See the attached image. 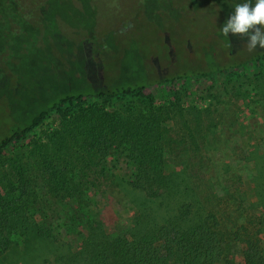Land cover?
<instances>
[{"label":"trees","instance_id":"16d2710c","mask_svg":"<svg viewBox=\"0 0 264 264\" xmlns=\"http://www.w3.org/2000/svg\"><path fill=\"white\" fill-rule=\"evenodd\" d=\"M15 1L14 8L20 11L21 20L29 21L33 10L29 8L27 13L23 1ZM151 1L159 5L161 17L164 13L172 19V6L182 10L190 8L189 0ZM6 3L11 4L9 0ZM38 19L43 21L40 15ZM117 33L122 36L126 32L120 27ZM90 41L93 43L90 53L67 60L62 71L63 82L42 85L37 83L39 80L31 79L35 89L27 93L29 101L24 98L20 101L7 86L11 112L0 122V154L14 142L27 138L53 110L59 113L61 127L38 145L41 177L48 198L34 194L35 187L27 175L25 162L11 164L7 193L0 199V250H9L14 237L24 235L28 221H37L36 232L42 237L59 241L70 238L68 226L79 217L82 229L77 231L81 240L69 239L77 243L70 244L69 254L73 256L64 259L67 264L76 261L81 264H236L239 247L244 264H264V211L257 212L262 207L249 201L248 191L243 189L244 175L234 171L233 184L229 186L224 183L225 171L217 173L216 168L205 163L209 160L205 156L209 150L218 148L220 152L222 146L211 147L213 134L219 132L222 123L213 116L211 102L216 95L208 93L200 98L209 102L207 107L191 104L184 108L181 98L167 103L171 106L154 107V100L143 94L149 86L164 82L236 74L237 84L244 81L235 85L236 96L255 113L249 131L254 136L255 131L264 132L261 123L264 121V70L253 76L246 74L244 68L251 62L264 61V48L257 46L249 52L247 37L231 34L225 37L217 31L206 43H198L199 53H191L187 46L186 54L167 53L161 58V64L165 63L159 68L140 50L138 57H131V69L125 71L121 68V58L100 55L102 44L97 35L91 36ZM108 60L115 71L103 65ZM69 63L76 66L69 68ZM2 65L0 58V79L17 76V87L26 92V83L18 77L20 74ZM246 83L250 88H244ZM126 97L132 100L124 109L106 106ZM87 99L99 100V103L87 105ZM205 114H209L206 121ZM261 116L263 121L259 120ZM169 119L175 120L173 127L167 125ZM232 124L229 122L228 141L233 138ZM165 153L176 160L193 163L181 170L193 181L192 199L182 203L176 216L163 223L155 221L151 228L130 236H108L105 228L112 217L108 220L103 214L115 200L112 186L117 185L115 180L121 176L107 168L106 158L114 157L116 165L126 162L133 170L122 166L121 170L130 176L131 186L154 199L164 198L171 189L172 176L163 169ZM219 157L222 155L214 154V160ZM216 177L222 181H215ZM252 191L259 195L254 187ZM65 202H68L66 209ZM53 205L55 212L50 211ZM26 208L35 211L40 208L41 216L26 213Z\"/></svg>","mask_w":264,"mask_h":264},{"label":"rangeland","instance_id":"374dc122","mask_svg":"<svg viewBox=\"0 0 264 264\" xmlns=\"http://www.w3.org/2000/svg\"><path fill=\"white\" fill-rule=\"evenodd\" d=\"M21 1L25 5L27 13L29 10H33V14L29 17L33 22L31 19L29 21L21 20L22 15L19 10L9 8L0 0V58L3 63L2 68L20 74L18 77L26 83L24 87L27 86L29 93L30 90L35 89L30 82L31 79L39 80L37 74L41 77L45 74L50 75L51 78H44L43 83L45 84L54 81L63 82L65 77L62 71L67 60L70 57L81 58L90 53L93 44L90 37L93 35H97L99 43L102 44L100 55L105 58H121V68L125 71L131 69L133 63L131 57L133 55L138 57L137 52L140 50L153 64L156 63L158 68L165 63L161 64L163 56L167 53L170 55L186 54V46L188 51L197 54L200 52L197 48L198 43H206L217 31L220 33L226 19L234 12L235 5L243 2V0H189L190 8L185 10H182L181 7H171L173 9L172 19L167 18L164 13L161 17L151 0H146V3L144 0ZM252 2L254 6L255 0ZM38 15L43 18V21L38 19ZM151 16L156 18H151ZM120 27L122 31L126 32L122 36L118 33L115 34V31ZM236 37L242 36L236 35ZM177 49H181V51L177 52ZM5 56L9 57L7 61ZM207 61L209 62V60ZM104 63L103 65L109 69L116 70L111 61L108 60ZM67 66L75 67L76 64L69 63ZM108 68L105 67V69ZM263 70L264 61L251 62L247 68H244L246 74L253 76L262 73ZM15 77L17 76L0 79V122L6 118L9 111L11 112L8 109L7 101L10 100L8 91L11 89L18 98L19 94L22 97L17 87L19 82L15 80ZM47 78H50L51 81H47ZM236 78V74L215 75L212 78L192 77L149 86L143 94L148 96L150 101L154 100V107H162L181 98L184 108L191 104L207 107L206 104L209 102L200 98L208 93L216 95L211 102L213 116L220 118L222 123L219 126V132L213 134L215 136H213L211 147L213 149L217 145L218 147L222 146H220V152H218V148L216 151L209 150L205 155L209 157V160H206L205 163L210 164L211 168H216L217 173L225 171L224 177L227 180L224 183L229 186L233 184L232 173L234 171L242 172L244 175L243 189L248 191L249 201L262 207L257 210V212H261L264 211V132L255 131L254 136L249 133L252 129L251 119L255 113L251 111V108L245 106L242 98L236 96ZM243 82H239L237 85H241L240 83ZM7 86H9V90H7ZM244 88H250V85L246 83ZM131 100V97H126L122 101L106 103V106L113 108L116 105L118 108L124 109ZM95 103H99V100H86L87 105ZM13 115L15 114L13 113ZM208 117L209 114H205L203 119L206 121ZM259 118L260 121H263L262 116ZM231 121L233 122V138L228 141L227 131ZM261 123L264 125V121ZM167 125L173 127L175 120L169 119ZM59 127H61L59 113L53 110L27 138L14 142L0 154V199L6 196V186L10 179L9 169L15 162L26 163L27 175L32 179L35 187L34 194L40 198H48L46 194L48 190L41 177L38 145L45 143L49 135ZM216 153L222 155V158L214 160ZM164 156L163 169L172 176L171 189L164 198L154 199L149 198L144 191L131 186L130 176L124 175L121 170V166L124 169L133 170L130 166L128 167L126 162L116 165L114 157L106 158L107 168L121 176V179L115 180L117 185L112 186L115 200L111 208L103 214L108 220H110L108 217H112L111 223L105 228L108 236L117 237L121 234L130 236V234L139 233L143 229L151 228L155 221L163 223L165 219L176 216L182 203L192 199L193 181L181 170L193 163L176 160L167 153ZM195 163L197 162L195 161ZM215 181H222V178L216 177ZM253 187L260 196L252 191ZM48 196L50 195L48 194ZM100 206L103 204L100 203ZM54 207L55 205L50 211L55 212L57 209ZM67 207L68 202H65L63 208ZM25 211L36 217L41 216L42 213L40 208L38 211L26 208ZM78 219L80 218L78 217ZM78 219L72 226H68L70 238L59 241H50L37 233V221L26 222L28 230L22 233L24 235L22 237L16 235L9 250L4 252L0 250V264H67L66 260L73 256L69 254L71 252L70 244L77 243V241L69 239L81 240L77 230L82 229V224H79L80 220ZM75 224L79 225L78 228ZM184 224L188 225L187 222ZM238 250L240 252H237L236 264H244L242 248L239 247ZM72 251L75 253L77 248L74 247ZM65 258L66 260H64ZM76 262L70 264L82 263L81 261Z\"/></svg>","mask_w":264,"mask_h":264},{"label":"clouds","instance_id":"9594fccd","mask_svg":"<svg viewBox=\"0 0 264 264\" xmlns=\"http://www.w3.org/2000/svg\"><path fill=\"white\" fill-rule=\"evenodd\" d=\"M220 31L225 37L229 33L247 37L249 52L264 48V0H255L254 6L252 0L236 4Z\"/></svg>","mask_w":264,"mask_h":264},{"label":"flooded vegetation","instance_id":"af4514ba","mask_svg":"<svg viewBox=\"0 0 264 264\" xmlns=\"http://www.w3.org/2000/svg\"><path fill=\"white\" fill-rule=\"evenodd\" d=\"M10 2H11V4H7L6 3V0H2V3H4L5 5H8L9 6V8H14V7H16V1L15 0H9ZM156 2V1H155ZM156 5V8L158 9V4H155ZM159 12H160V14H161V11L160 10H158ZM156 18V17H155ZM37 76H38V78H39V82L43 85V80H44V78L45 77H50V75L49 74H45L43 77H41V76H39L38 74H37ZM50 78H47L46 80H49ZM31 82V81H30ZM32 84H33V82H32ZM27 87V86H26ZM20 91V93H21V96L22 97H20V94H19V98H20V101H22V100H24L25 99V101H29V99L27 98V93H28V89L26 88V92H21V90H19ZM24 98V99H23Z\"/></svg>","mask_w":264,"mask_h":264}]
</instances>
